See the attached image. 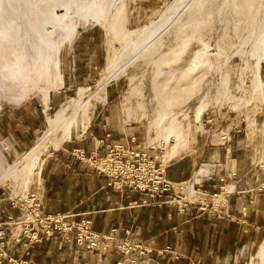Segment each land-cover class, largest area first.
Returning <instances> with one entry per match:
<instances>
[{
  "label": "crops",
  "instance_id": "1",
  "mask_svg": "<svg viewBox=\"0 0 264 264\" xmlns=\"http://www.w3.org/2000/svg\"><path fill=\"white\" fill-rule=\"evenodd\" d=\"M85 36L82 43L76 42L83 55L92 40ZM95 69L86 61L83 66L76 64L70 71L71 83L61 90L65 95L59 98L52 92L49 96V112L78 84L93 81ZM260 75L264 94V67ZM138 105L144 110L136 115H152L145 103ZM102 114H97L101 123ZM213 121L217 124L205 129ZM203 129L208 134L198 130L189 148L194 158L188 157L185 166L179 165L180 159L173 162L167 171L172 188L156 196L96 168L104 156L99 137L110 134L125 144L130 133H110L106 128L46 153L28 179L29 188L46 215H59L65 227L50 231L43 227L45 223H35L26 230L20 223L23 207L0 194V229L5 235L0 264H11V257L19 264H221L223 257L229 262L243 246L263 241L264 98L252 121L215 117L205 120ZM24 133L12 138L25 145L34 135ZM75 147L80 148V157L71 152ZM150 149L163 155L162 150ZM196 163L202 173L195 174ZM189 182L194 187L191 194L182 185ZM178 196L184 200L176 203ZM82 221H90L88 232L82 229ZM80 232L84 236L78 241ZM130 244L147 251L140 254L141 248L133 247L125 252Z\"/></svg>",
  "mask_w": 264,
  "mask_h": 264
},
{
  "label": "bare ground",
  "instance_id": "2",
  "mask_svg": "<svg viewBox=\"0 0 264 264\" xmlns=\"http://www.w3.org/2000/svg\"><path fill=\"white\" fill-rule=\"evenodd\" d=\"M57 7L64 8V13L58 14L55 10ZM125 7L126 0H0V94L2 96H13L16 87L24 88L28 82L40 83L43 90L41 91L44 92L45 97L44 110H47L46 104L51 93L45 89L44 85L46 71L50 67L54 70L59 68L58 48L64 40L70 39L74 33V25L80 17H93L103 23L107 31L108 37L106 38H109V41L115 46L99 83L93 87L78 89L76 95L60 104L53 115L47 114L48 126L32 149L25 152L13 164L9 172L14 173L17 170L21 177L30 178L35 165L45 150L50 146L57 148L71 136L72 132L85 128L90 98L96 96L104 104L106 101V84L111 78L115 79L127 74L129 65L133 67L143 66L153 57H159L158 53L166 45L168 46L173 39L174 41L178 39L176 42L179 43H176L178 44L177 47L174 44L171 49H168L171 55L173 53H176V56L179 54L181 56L186 55L185 52H188L187 49L193 44V38H196L191 31L195 29L197 24H203L210 19H213L216 24L213 32H211L214 43L217 42L216 40L220 35L230 37L229 40L226 39L228 52L224 55L222 64L226 71L224 73L219 71V79L215 80L218 71L216 63L218 52L212 53L211 60L199 59L197 62L191 63V70L202 66L203 74H209L208 77L205 76L208 79H205L203 83L200 81L197 99L201 95L206 100L214 97L218 104L231 102L234 109H239L247 104V99L255 91L262 88L263 81L260 68L261 61L264 59V0H172L162 10L157 20L150 21L151 23L135 29L123 27L122 15H125ZM49 26L52 29L49 30ZM184 31L189 33L187 36L181 37L182 32L185 33ZM198 41L204 46V39ZM196 45L200 46L199 44ZM202 48L203 50L206 49V47ZM168 50L166 51L168 52ZM167 52L166 56L167 54L170 55ZM160 53L161 57L165 56L164 53ZM236 53L242 56V65L237 82L233 83L229 74V67L231 57ZM182 58H179L180 61ZM163 59L165 58L163 57ZM165 65L163 68L170 66L169 63L168 66ZM172 66L174 67L171 65V69L170 67L168 69L172 70ZM179 66L177 69L180 68V70L184 67L182 64V67ZM174 71L175 69L171 72ZM167 73L165 77L169 74ZM188 74L183 75L186 77ZM184 78L181 80L186 81ZM229 80L231 81L228 82ZM198 84L194 82L190 84V88L188 87L190 89L189 95L192 96L193 92H196ZM197 99L193 100L196 101ZM194 101L191 103L193 104ZM197 102L199 101L197 100ZM182 107L180 112L177 110L174 112L177 108L173 107V110L170 101H168L165 108L158 109L159 111L154 117L147 115H135V117L139 120L148 121L149 126L147 128H149L152 141L158 140L160 141L159 144H162L163 141L175 137L176 140L172 147L174 150L184 135L183 125L178 120V115H187V112L182 111ZM141 108L144 109L142 106ZM202 111L203 106L197 103V121L201 118ZM21 163L23 167L19 169ZM202 170L203 168H200L198 172H202ZM19 175L18 177H20ZM188 190L189 192L194 191L191 182L188 184ZM233 257L235 264H242V262H244L243 264H264V240L259 244L254 254L252 245H249L243 246L240 253H235ZM223 261H225V257H223Z\"/></svg>",
  "mask_w": 264,
  "mask_h": 264
},
{
  "label": "rangeland",
  "instance_id": "3",
  "mask_svg": "<svg viewBox=\"0 0 264 264\" xmlns=\"http://www.w3.org/2000/svg\"><path fill=\"white\" fill-rule=\"evenodd\" d=\"M171 1L172 0H126L125 15H122L123 27L125 29H135L139 26L151 23L150 21L153 22L157 20L161 15L162 10ZM55 10L58 14H63L65 11V9L61 7H57L55 8ZM78 20L74 25V33L72 34L70 39L64 40L62 45L58 48L60 57L59 68L54 70L52 67H50L46 71L47 73L45 72L46 78L45 84H43L45 85V89H47L49 93H56L57 97L60 98L62 95H65L61 93V90L64 89L66 85H69L73 79L70 75L73 67L76 64L77 66H83L85 61L87 65L91 64V67L96 68L95 71L97 72V76H95L93 81H90L89 83L78 84L77 87H74L75 90L69 91L68 96H65V100H63V103H65L71 97L75 96L78 89L82 87H93L99 83L100 79L105 73L108 61L115 50V46L112 45V42L109 41L110 39L106 38L108 36L106 34V27L103 23H100L93 17H80L78 18ZM215 25L216 24L214 23L213 19H210L205 23L203 22V24L199 23L196 25L195 29L191 31L192 33H194V37H196L193 38L195 44L192 40L193 44L191 43V49L188 47V52H185L186 55L184 54L181 56L179 54L176 56V53H173L174 56L171 55V52L168 49H171L173 47L172 45L174 44L177 47L178 44L176 43H179L176 42L178 41V39H176L175 41L173 39L171 42H169L168 46L166 45L164 49L160 51L165 54V56H163L162 54L165 59L161 57V53L159 52V57L156 55L157 57H153V59L149 61L145 66L128 67L127 74L116 77L115 79L111 78L106 84V101L104 102V104L96 96H92L90 98L88 102L87 124L85 125V128L78 129V131L72 132L71 136L57 148H55L54 146H50L43 152L40 160L36 165L38 166L40 164L41 159L45 157L46 153L54 151L55 149H62V147H66V145L72 143L73 141L75 142L86 140L92 137V135L100 134L101 130H105L106 128H108L111 129L110 133H130L132 136H135L141 144L145 146H151V148L162 150V156H164L167 160L168 171L171 168L169 166H171L173 162L180 159L179 165L184 164L185 166V161L188 157L192 159L194 158L189 148L193 144V141L196 139V132L198 130L202 131L204 135L208 134V132L204 131L203 129V122L205 120L214 119L215 117H221L227 118L232 122H236V120L252 121L255 112L259 109V107H261V102L264 98V94L262 92L263 83L262 88H260L259 91H255L250 96V98L247 99V104L239 108L241 110L234 109L233 103L231 102H222L218 104L217 99L214 97L212 99L206 100L201 95V97L197 99L199 96L198 91H200V83H203L205 79H208L205 76H209V74H203L202 71L204 69H202V66H199L201 69L197 67L195 70H191V63L197 62L199 59L211 60L212 53L218 52V56L216 57L218 71L216 73L215 80L217 81L219 79V71L223 73L226 71V69L224 68L225 66L223 67L222 64L224 60L223 58H225L224 55H226L228 52V49H226V41L229 40L230 37L228 36L227 38V36L220 35V37H218L216 40L217 42L214 43L212 35L213 33L211 32H213V28L215 27ZM50 29L52 28L49 26V30ZM188 33V31L185 33L182 32L181 37L187 36ZM210 33L212 36L210 35ZM86 34L90 35L92 40L90 41V43H86V48L83 50L84 52H86V55H83L81 52L82 48H79L80 50H77L76 42L78 41L79 43H82L80 41H83L84 37H86ZM208 35L210 36V38H208ZM199 39H204V46L203 44L199 43ZM208 39L211 40L209 41ZM196 44L201 45L198 46ZM202 47H206V49L203 50ZM165 49L168 50V52ZM166 52L170 53V55L167 54L166 56ZM184 56H187V60ZM180 57H183L185 61L183 60V58V61H180ZM164 61L167 63H165ZM168 63L170 66H168ZM165 64H167L168 67L163 68V66H166ZM181 64L184 67H187L184 68L181 66ZM171 65H174L175 68L172 66V70L175 69L176 72H171ZM177 65H180L183 68H181L182 71L180 70V68H178V71ZM241 65L242 56L237 53L232 55L229 74L233 83L237 82ZM169 67L170 69H168ZM261 67H264V59L261 61ZM163 69L164 71L166 69L169 71L166 70L164 73ZM184 69L187 70L185 71ZM189 69L191 71H188ZM167 72L169 74L171 73L172 75H169ZM166 73L168 74L166 76L167 78L165 77ZM185 73H189L190 75L188 74L185 77ZM181 75L182 77H180ZM182 78H184L186 81L181 80ZM192 80L194 83L199 84L197 86L198 89H196V92H193V95L191 96V94L189 95V86L191 83H193L191 82ZM231 80H229L228 82H230ZM41 86L42 85L40 83L33 84L28 82V85L24 86V88L16 87L13 96H2L0 94V194L3 193L5 197H11V199H14V201L25 200L28 195L32 193V190L29 188L28 184V179L30 178H26L24 176L21 177L17 170L14 173L11 171L9 172V169L25 152L32 149V147L36 144L37 139L42 135L43 131L48 126L46 115H53L59 108H52L49 112L48 100L46 104L47 110H44L45 97L44 92L42 93L43 90ZM141 95H144L145 97L147 96L148 99L137 97ZM192 98L194 100L197 99L199 102H197V100L194 101ZM192 100L194 101L193 104L191 103L193 102ZM168 101H170V106H172V108H177L175 110L173 108L174 112H176V110L180 112L182 106H186L184 107V109L182 107V111L187 112V115L183 116L180 114L178 115L179 118L177 117L179 122L183 125L182 130L184 132V135L182 141L175 147L174 150L172 149V147L175 143L174 141L176 140L175 137H171L168 141H163L162 144H159L160 141L158 140L152 141L149 134V128H147L149 126L148 121H146L145 119H140V121L137 117H135V112H139L140 110H142L138 105L139 103H145L147 105V111L152 113V115L150 114V117H154L155 113L165 108ZM197 103L203 106L201 118L198 121L196 119ZM190 109L193 110V112H191ZM99 112L103 113L100 117V119H102V123L99 121V117L97 115ZM42 113H44V116H42ZM212 123L217 124L216 121L208 122V127H205V129H209V125H211ZM223 123L227 124L226 121H223ZM106 124H108V126H106ZM215 128L217 127L214 125L213 130ZM23 131L32 133L34 135L33 139L30 138L27 142H25V145H22L19 142L20 140L18 138H16V141H18L19 143H17L12 138L13 134H18L19 132L24 133ZM6 133L8 135H6ZM22 167L23 164L21 163L19 165V169ZM200 168V164L196 163L195 174L202 173L198 172ZM18 175L21 177V179L20 177H18ZM182 185L185 187L189 194L193 192H189L188 184L183 183ZM186 199L192 198L187 197ZM21 218L23 219L26 217L22 216ZM261 242L262 241L260 240L254 246H252L253 254L256 252V249ZM236 253L239 254L240 250ZM239 257L241 256L239 255ZM234 261L235 259L233 257L229 262H222L221 260V264H235ZM243 263L244 262H242V264Z\"/></svg>",
  "mask_w": 264,
  "mask_h": 264
},
{
  "label": "built area",
  "instance_id": "4",
  "mask_svg": "<svg viewBox=\"0 0 264 264\" xmlns=\"http://www.w3.org/2000/svg\"><path fill=\"white\" fill-rule=\"evenodd\" d=\"M99 142V146L104 151V156L96 166L99 172L106 173L111 177L121 178L130 186L139 189L143 193L148 192L152 196L168 193L172 188V184L167 177V160L159 153H151V146L141 144L135 136H131L127 143L122 144L114 141V138L110 134L105 137H99ZM71 152L78 157L82 155L80 148L77 147L71 149ZM183 200L182 196H178L176 203L182 202ZM18 202L23 207V216L26 217L20 223L25 226L26 230L29 227L32 228L35 223H45L43 227L50 231L65 227L59 215H46L41 209L40 202L35 194L30 193L25 200ZM166 202L169 203V199ZM82 222V229L88 232L90 221ZM88 235L91 234H86V236ZM83 236H81L80 232L77 240H82ZM4 237V232L0 229L1 247L4 244ZM133 247L141 248L140 254L147 251L146 247L130 244L126 249L124 248L125 252L132 250ZM10 263L19 264L20 262L15 257H11Z\"/></svg>",
  "mask_w": 264,
  "mask_h": 264
}]
</instances>
